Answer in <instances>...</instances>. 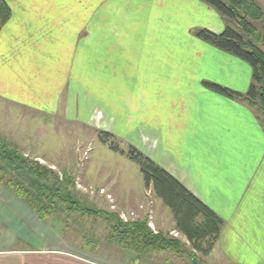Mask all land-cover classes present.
<instances>
[{
  "label": "crops",
  "instance_id": "1",
  "mask_svg": "<svg viewBox=\"0 0 264 264\" xmlns=\"http://www.w3.org/2000/svg\"><path fill=\"white\" fill-rule=\"evenodd\" d=\"M5 1L11 16L0 29V101L42 112L43 102L57 96L70 54L96 46L100 78L113 69L115 86L145 85L152 92L154 84L162 86L150 96L160 104L146 111L147 156L222 218L218 240L203 256L222 264H264V126L246 101L202 84L244 93L250 83L242 62L194 34L201 27L220 32V14L202 0ZM255 1L264 13V0ZM89 25L101 32L95 46L85 44ZM79 35L77 49L73 37ZM167 50L174 61L155 74L153 53ZM169 230L178 232L173 218ZM90 244L59 238L0 183V264H124L117 253Z\"/></svg>",
  "mask_w": 264,
  "mask_h": 264
},
{
  "label": "rangeland",
  "instance_id": "2",
  "mask_svg": "<svg viewBox=\"0 0 264 264\" xmlns=\"http://www.w3.org/2000/svg\"><path fill=\"white\" fill-rule=\"evenodd\" d=\"M93 7L95 5H90L91 9ZM221 18L224 27L229 25L238 29L233 20ZM255 25L264 35V20ZM201 28L194 30V34ZM88 30L90 35L85 38L88 41L85 44L95 46L101 32L93 25H89ZM73 38L75 48L79 49L83 38L81 35ZM93 49L88 54L79 51L70 54L73 60L69 61L68 69L64 70L66 75L55 90L54 95L57 96L43 102L45 110L41 109L42 112L20 109L0 101V142H7L21 156L44 166L41 172L46 173L37 176L5 164L4 180L24 185L25 191L31 195L23 197L24 202L58 232L59 238L76 246L90 240L91 248H100L109 255L115 252L124 264H222L214 255L206 258L200 253H193L192 256L186 239L178 232H170L172 212L150 189L145 188L138 164L127 157L130 146L144 155L150 151L145 128L146 111L153 103L155 106L160 104L161 100L152 101L150 96H155L162 86L154 84V92L148 91L145 85L115 86L113 69L109 70L110 76L106 74L100 78L97 69L100 54L97 46ZM205 54L209 55V52L206 50ZM153 55L155 74L163 64L169 65L170 61H174L168 50L154 52ZM232 56L248 68L251 82V65ZM220 57L219 54L218 59ZM46 65L43 64L44 67ZM238 70L243 69L239 67ZM234 83L239 84L237 81ZM164 87L167 91L168 86ZM100 132L110 134L106 143L98 138ZM113 145L124 153L113 151L110 148ZM33 180L39 185H46L47 189L29 186V181ZM33 196L37 197L40 210L31 205ZM114 217L125 223L145 219L153 232L179 241L180 250L138 255L130 248H123L121 241L110 233L115 224ZM168 252L174 255L165 260Z\"/></svg>",
  "mask_w": 264,
  "mask_h": 264
},
{
  "label": "trees",
  "instance_id": "3",
  "mask_svg": "<svg viewBox=\"0 0 264 264\" xmlns=\"http://www.w3.org/2000/svg\"><path fill=\"white\" fill-rule=\"evenodd\" d=\"M202 1L214 8L222 17L233 20L238 29L226 25L221 32L216 33L201 28L197 30L196 36L214 47L246 61L252 68L251 82L244 93L210 81H203L202 84L206 89L230 99L246 101L256 109L260 122L264 126V35L255 25L263 18V10L255 0ZM10 16L9 5L5 0H0V29ZM109 136L110 134L107 132L98 134V138L103 143H106ZM110 148L115 152L124 153L119 150L117 145L110 146ZM127 157L138 164L145 188L150 189L156 198L172 212L175 230L188 241L189 247L193 251H190V254L192 256H194L193 253L208 255L218 240L223 226L222 218L177 178L135 147L130 146ZM5 164L14 165L28 174L37 176L46 174L41 172L44 166L21 156L16 150L9 147L7 142H0V182L9 189L12 188L21 199L31 195L25 191V186L21 183L11 182L9 179L4 180L3 167ZM28 185L37 187L36 189H47L46 185H39L35 180L29 181ZM55 192L57 193V190ZM33 197V202L30 201L31 205L36 210H40L37 197ZM114 222L110 232L111 236L119 239L123 248H130L138 255L155 251L180 250L179 241L167 238L160 232H153L147 226L145 219L125 223L114 217Z\"/></svg>",
  "mask_w": 264,
  "mask_h": 264
},
{
  "label": "built area",
  "instance_id": "4",
  "mask_svg": "<svg viewBox=\"0 0 264 264\" xmlns=\"http://www.w3.org/2000/svg\"><path fill=\"white\" fill-rule=\"evenodd\" d=\"M173 233H176L175 231Z\"/></svg>",
  "mask_w": 264,
  "mask_h": 264
}]
</instances>
